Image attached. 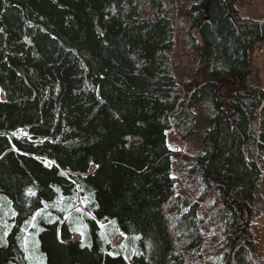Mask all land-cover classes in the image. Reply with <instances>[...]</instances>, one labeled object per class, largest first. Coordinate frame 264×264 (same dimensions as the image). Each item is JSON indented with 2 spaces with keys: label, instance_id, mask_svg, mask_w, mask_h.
<instances>
[{
  "label": "trees",
  "instance_id": "16d2710c",
  "mask_svg": "<svg viewBox=\"0 0 264 264\" xmlns=\"http://www.w3.org/2000/svg\"><path fill=\"white\" fill-rule=\"evenodd\" d=\"M240 1L0 0V264H67L63 235L70 264H264V20Z\"/></svg>",
  "mask_w": 264,
  "mask_h": 264
},
{
  "label": "rangeland",
  "instance_id": "374dc122",
  "mask_svg": "<svg viewBox=\"0 0 264 264\" xmlns=\"http://www.w3.org/2000/svg\"><path fill=\"white\" fill-rule=\"evenodd\" d=\"M185 3H187V5H189L190 3L194 2V1H198V0H183ZM241 14H243L246 17H251V18H255V19H262L264 20V0H241L239 2V4H237ZM187 39H184L182 41V43L179 42V45H175V50H174V54H183V59H180L181 61V67L182 69H186V71L189 73L192 71L193 69V65L192 63L196 62V55L194 54V52H187L188 46H190L189 43H187ZM261 47L259 50L257 49V52L255 54V62L257 65L261 66V76L263 79V85H264V41L259 43L258 48ZM189 53V56H185V54ZM185 57V58H184ZM179 59V58H177ZM185 59L187 61H185ZM185 64H188L187 66ZM209 115L208 112L206 110V108H201L200 109V114H199V119H198V125H197V129L198 132L193 136V139H191L192 144L194 143V145L196 144L197 141L200 140L202 133L201 130L204 129L205 126L208 125L209 123ZM167 136H168V143L174 147V148H179V149H183L185 150L187 145L189 144V142L183 141L177 134L176 128L172 127V129H169L167 131ZM9 152L5 150V148H2L0 150V158H5V156L8 154ZM178 162H179V158H173V172L175 175H177L178 171L176 170L178 167ZM97 166L99 163H96ZM183 194L186 195H193V191L190 189H184L182 190ZM253 228L256 232L257 235V242H258V246L259 249L261 250L262 254L264 255V216L259 217L257 219V221L254 223ZM79 237H72V238H65V236H60L58 243L64 245L65 247V253H63V251H60L61 255H64L63 259L61 261H64L67 264H70V250H69V246L72 243H76L78 241ZM87 256V255H86ZM83 256V257H86ZM48 257L50 258V256L48 255ZM81 257V256H80ZM79 257V258H80ZM80 258V260L75 261L73 264H89L92 263L93 260L91 261H87L85 262L84 259L85 258ZM101 260L104 262V264H144L140 258H134L132 260H124L121 257L118 256H111V255H103L100 257ZM84 262V263H83Z\"/></svg>",
  "mask_w": 264,
  "mask_h": 264
},
{
  "label": "snow or ice",
  "instance_id": "6c2138e0",
  "mask_svg": "<svg viewBox=\"0 0 264 264\" xmlns=\"http://www.w3.org/2000/svg\"><path fill=\"white\" fill-rule=\"evenodd\" d=\"M29 191H30V194H32V195H34V194H35V193H32V192H31V190H29ZM77 211H79V209H77ZM39 215H40V212H37V213H36V216H39ZM36 216H33V217H32V222H34V221H35V219H36ZM30 223H31V222H30ZM82 234H83V233H82ZM82 246H83V245H82Z\"/></svg>",
  "mask_w": 264,
  "mask_h": 264
}]
</instances>
